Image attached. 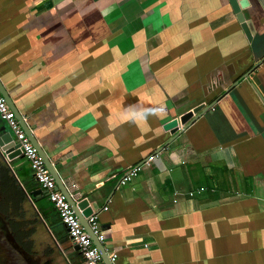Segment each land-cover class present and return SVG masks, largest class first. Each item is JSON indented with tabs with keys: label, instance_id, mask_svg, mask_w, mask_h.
Wrapping results in <instances>:
<instances>
[{
	"label": "crops",
	"instance_id": "obj_1",
	"mask_svg": "<svg viewBox=\"0 0 264 264\" xmlns=\"http://www.w3.org/2000/svg\"><path fill=\"white\" fill-rule=\"evenodd\" d=\"M237 1L0 0L1 88L112 264H264V0ZM0 170L34 264H83L28 163Z\"/></svg>",
	"mask_w": 264,
	"mask_h": 264
},
{
	"label": "built area",
	"instance_id": "obj_2",
	"mask_svg": "<svg viewBox=\"0 0 264 264\" xmlns=\"http://www.w3.org/2000/svg\"><path fill=\"white\" fill-rule=\"evenodd\" d=\"M0 119L3 120L11 132L14 142L19 145L20 157H22L29 165L33 177L40 189L47 196L48 201L54 207L60 223L67 231L68 237L72 244L78 247L83 264H104L102 256L98 248L94 245L89 234L82 226L79 218L75 215L73 209L65 199L64 195L56 188L55 181L43 159L38 154L36 148L29 141L20 123L15 118L13 111L8 107L4 98L0 94ZM138 167H132L120 180V184L124 185L136 176ZM90 230L101 241L102 235L99 234V225L95 215L88 219ZM115 256L111 255L110 262H114Z\"/></svg>",
	"mask_w": 264,
	"mask_h": 264
},
{
	"label": "water",
	"instance_id": "obj_3",
	"mask_svg": "<svg viewBox=\"0 0 264 264\" xmlns=\"http://www.w3.org/2000/svg\"><path fill=\"white\" fill-rule=\"evenodd\" d=\"M228 2L230 3L231 7L233 8V10L235 12H239V4L237 0H228ZM259 64H255L253 66V69L247 74L245 75L243 79H248L250 74L256 69L258 68ZM251 81L254 83V85H259V79L257 76H253L251 78ZM0 94L1 96L4 98L5 102L9 105V101L7 99V96L5 94V92L3 91V89L1 88L0 85ZM9 108L13 111L15 118L19 121V123L22 125L23 130L26 134V136L28 137L29 141L32 143V145L36 148L38 154L41 156V158L44 161V164L46 166V168L48 169L49 173L51 174V176L53 177L55 184H56V188L64 195L65 199L67 200V202L69 203V205L71 206V208L73 209L75 215L79 218L82 226L85 228L86 232L89 234L91 240L93 241L94 245L98 248L100 255L102 256L103 262L104 264H112L110 262V259L108 258V255L106 254L103 246L101 245L100 241L98 240L97 236L90 230L89 224L87 219L89 218V216L91 215H83L80 211H79V207H81V205L83 204H78L77 202H75L69 195V193L67 192V190L65 189L63 183L61 182L60 178L58 177L57 173L54 171V168L52 167L49 159H47V156L44 154V152L42 151V149L39 147V145L36 143V141L33 139L30 131L28 130L27 127H24V121L22 116L18 113V111L12 107ZM26 126V125H25ZM19 145L17 143L14 142L13 136L11 134L10 131H6L3 135H1L0 137V156L1 158L5 161L7 160H12L14 158H16L17 156H20V151H19ZM164 147H161L160 150H162ZM38 191H35L33 193H31V196H34L35 194H37ZM4 236L5 239L7 240V242L11 245V247L17 252L19 253L21 256L24 257V260L27 261L29 260V258H32L30 256V254L26 253L21 246L15 241L13 235L11 234L10 230L8 228H4ZM78 248V247H77Z\"/></svg>",
	"mask_w": 264,
	"mask_h": 264
},
{
	"label": "rangeland",
	"instance_id": "obj_4",
	"mask_svg": "<svg viewBox=\"0 0 264 264\" xmlns=\"http://www.w3.org/2000/svg\"><path fill=\"white\" fill-rule=\"evenodd\" d=\"M2 212H0V264H25L20 256L17 255V253H15L9 246V244L6 242V240L3 238V234H4V228H8V226H10L11 222L8 220L9 214H7V212H5V210L3 211V209H1ZM5 218H7V221L9 222L8 224L5 221ZM19 220V224L20 223V219ZM2 222V225H1ZM17 241V240H16ZM18 242V241H17ZM35 249V247H34Z\"/></svg>",
	"mask_w": 264,
	"mask_h": 264
},
{
	"label": "flooded vegetation",
	"instance_id": "obj_5",
	"mask_svg": "<svg viewBox=\"0 0 264 264\" xmlns=\"http://www.w3.org/2000/svg\"><path fill=\"white\" fill-rule=\"evenodd\" d=\"M4 201H7V199H6V195L4 194V192L3 193H0V212H2V210L1 209H3V211H4V209H5V206L3 205V203H4ZM8 213V212H7ZM10 222H11V220H9ZM9 223L8 221H7V218H5V221H4V223ZM19 221H17V224L16 225H18V227H17V229L16 228H11V224H12V222H11V224H10V226H8L9 227V230H10V232H11V234L13 235V237H14V239H15V241L21 246V248L26 252V253H28V254H30L33 258H34V260H32L31 258H29V260H27V261H25L24 260V257L23 256H21L19 253H17L12 247H11V245L7 242V240L5 239V236H4V234H3V238L6 240V242L9 244V246H10V248L15 252V253H17V255L18 256H20V258H21V260L25 263V264H34V262H36L37 263V261H36V257H37V253L35 254V252L33 251V249H32V242L30 241V239L27 237H25V239L24 238H22L20 235H21V229H20V224L18 223ZM1 225H2V222H1ZM3 226V225H2ZM31 259V260H30Z\"/></svg>",
	"mask_w": 264,
	"mask_h": 264
},
{
	"label": "trees",
	"instance_id": "obj_6",
	"mask_svg": "<svg viewBox=\"0 0 264 264\" xmlns=\"http://www.w3.org/2000/svg\"><path fill=\"white\" fill-rule=\"evenodd\" d=\"M14 181L13 179L10 177V175L5 171V170H0V193H3L5 194V186L7 185H12L14 186ZM15 193V192H14ZM16 197L18 198L19 195L18 193L15 194ZM16 200V199H15ZM13 201V200H12ZM18 225H16L13 221H12V224H11V228H16L17 229Z\"/></svg>",
	"mask_w": 264,
	"mask_h": 264
}]
</instances>
